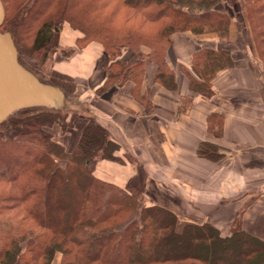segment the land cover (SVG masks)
<instances>
[{"label":"trees","instance_id":"obj_1","mask_svg":"<svg viewBox=\"0 0 264 264\" xmlns=\"http://www.w3.org/2000/svg\"><path fill=\"white\" fill-rule=\"evenodd\" d=\"M239 1L242 18L220 10L223 0H2L0 30L11 32L19 61L68 98L77 79L55 67L48 74L41 69L99 43L106 81L97 94L132 82L142 99L149 62L157 65L156 82L177 90L167 54L178 33L213 34L228 43L237 21L264 64V0ZM66 27L77 32L68 48L61 45ZM236 58L220 46L194 51L191 69L183 67L189 96L210 99L213 80ZM190 97L182 98L179 110ZM120 148L92 113L70 108H26L1 122L0 264L264 263V240L244 230L240 212L227 233L211 223H183L168 208L147 202L142 166L125 185L99 176L100 162L126 161ZM198 154L224 157L208 141Z\"/></svg>","mask_w":264,"mask_h":264},{"label":"crops","instance_id":"obj_2","mask_svg":"<svg viewBox=\"0 0 264 264\" xmlns=\"http://www.w3.org/2000/svg\"><path fill=\"white\" fill-rule=\"evenodd\" d=\"M242 35L252 53H236L235 65L213 80L215 94L210 99L190 97L183 67L191 69L192 53L207 46L235 53L232 42ZM75 37L65 36L61 45L72 46ZM91 45L70 57L58 56L55 65L77 79L75 94L89 88V113L120 144V157L126 161H102L97 174L125 185L142 166L149 204L168 208L183 223H211L221 230L240 212L244 230L264 240V64L240 24L233 20L228 43L213 34L174 35L167 59L178 88L160 86L155 79L157 65L149 62L139 92L148 96L142 99L133 92L132 82L97 94L106 73L98 65L101 55L93 66L87 65L84 55L93 54L88 50ZM70 63L74 68L68 70L65 66ZM187 97L192 101L179 110ZM202 141L218 144L224 157L212 161L199 156Z\"/></svg>","mask_w":264,"mask_h":264},{"label":"water","instance_id":"obj_3","mask_svg":"<svg viewBox=\"0 0 264 264\" xmlns=\"http://www.w3.org/2000/svg\"><path fill=\"white\" fill-rule=\"evenodd\" d=\"M4 18L0 0V28ZM31 107L67 109L68 97L61 87L42 80L23 65L11 32L0 30V123Z\"/></svg>","mask_w":264,"mask_h":264},{"label":"rangeland","instance_id":"obj_4","mask_svg":"<svg viewBox=\"0 0 264 264\" xmlns=\"http://www.w3.org/2000/svg\"><path fill=\"white\" fill-rule=\"evenodd\" d=\"M220 10H224V11H228L230 13H233L235 17L238 18H242L241 16V4L239 0H223V3L219 6ZM70 33V35L74 38L75 34H77L76 31L71 30L69 27H66L62 34L65 36L70 37V35H68ZM206 37H210V35H205ZM64 37L61 36V40H64ZM184 38H186V35L183 36ZM73 38H69L70 40ZM214 40V39H211ZM239 41V42H238ZM237 42H232L231 47L234 48L235 53H238L239 56H243V55H250L252 53V49L250 50L249 47H247V37L246 35H242L241 38L238 40ZM214 42H216V39L214 40ZM88 50H92L93 54L92 55H84L87 56L88 60H87V65L89 66H93V64L96 61V58L98 56H100L102 54V46L99 43H94L93 45H91V47H89ZM251 51V52H250ZM84 58V57H82ZM81 60V57L78 59ZM55 67L57 69L58 66L57 64L55 66H53V61L51 62L48 61L45 65V67H43L41 69V73H46L48 74L49 70ZM66 69H73L74 66L72 65V63L68 64L65 66ZM82 88H84L82 86ZM90 90L88 89H83L80 90L79 93H76L75 95L70 96V98H68V109L70 108L71 110L75 111V112H79V113H89V106H90ZM130 159V158H129ZM132 159V158H131ZM148 202V201H147ZM230 226L229 224H222L221 227L222 231L224 233L228 232V228ZM258 264H264L262 262H259Z\"/></svg>","mask_w":264,"mask_h":264}]
</instances>
